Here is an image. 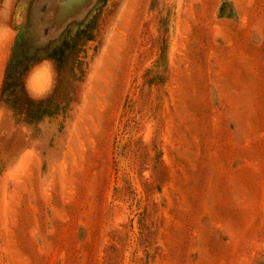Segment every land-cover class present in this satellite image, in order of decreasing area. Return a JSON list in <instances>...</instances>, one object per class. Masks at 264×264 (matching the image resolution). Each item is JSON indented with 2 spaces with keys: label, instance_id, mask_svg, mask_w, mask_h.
Returning <instances> with one entry per match:
<instances>
[{
  "label": "rangeland",
  "instance_id": "1",
  "mask_svg": "<svg viewBox=\"0 0 264 264\" xmlns=\"http://www.w3.org/2000/svg\"><path fill=\"white\" fill-rule=\"evenodd\" d=\"M0 36V264H264V0H0Z\"/></svg>",
  "mask_w": 264,
  "mask_h": 264
},
{
  "label": "crops",
  "instance_id": "2",
  "mask_svg": "<svg viewBox=\"0 0 264 264\" xmlns=\"http://www.w3.org/2000/svg\"><path fill=\"white\" fill-rule=\"evenodd\" d=\"M2 39H3V36H0V44H1V42H2Z\"/></svg>",
  "mask_w": 264,
  "mask_h": 264
},
{
  "label": "water",
  "instance_id": "3",
  "mask_svg": "<svg viewBox=\"0 0 264 264\" xmlns=\"http://www.w3.org/2000/svg\"><path fill=\"white\" fill-rule=\"evenodd\" d=\"M65 16H66V14H63V15L61 16V18H65ZM60 21H61V19H60Z\"/></svg>",
  "mask_w": 264,
  "mask_h": 264
}]
</instances>
